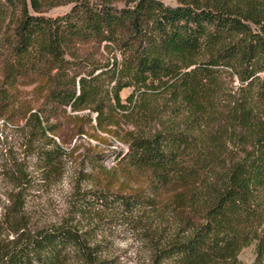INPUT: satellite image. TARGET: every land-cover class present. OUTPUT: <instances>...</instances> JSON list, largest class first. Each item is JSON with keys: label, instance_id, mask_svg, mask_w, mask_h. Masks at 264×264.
I'll use <instances>...</instances> for the list:
<instances>
[{"label": "trees", "instance_id": "16d2710c", "mask_svg": "<svg viewBox=\"0 0 264 264\" xmlns=\"http://www.w3.org/2000/svg\"><path fill=\"white\" fill-rule=\"evenodd\" d=\"M47 1L0 0V52L6 54L0 109L12 111L19 77L34 72L42 101L24 109L18 130L46 175L58 172L62 157L80 146L57 141L55 135L66 131L65 118L88 120L92 128L95 122L106 131L118 124L117 111L127 109L123 88H132V108L136 93L164 95L163 108L174 120L154 131H127L126 149L118 153L126 173L147 172L154 197L143 188L130 192L98 181L76 196L79 211L138 208L149 221L147 210L158 206L166 189L174 231L165 232L161 212L156 225L144 226L150 264H241L239 250L252 243V264H264V0H124L122 6L113 0H58L52 4L71 2L70 9L45 16ZM91 41L111 58L89 61L80 55L79 45ZM226 69L242 88L222 112L217 98ZM67 109L87 112L69 116ZM218 115L222 122L213 130ZM181 116L187 119L182 128L175 119ZM74 133H86L82 122ZM225 139L238 149L226 162ZM87 148L90 157L102 158ZM106 174L115 178L113 170ZM24 237L1 254L0 264L108 263L99 243L90 244L68 225Z\"/></svg>", "mask_w": 264, "mask_h": 264}, {"label": "rangeland", "instance_id": "374dc122", "mask_svg": "<svg viewBox=\"0 0 264 264\" xmlns=\"http://www.w3.org/2000/svg\"><path fill=\"white\" fill-rule=\"evenodd\" d=\"M55 1L58 0H48L45 3L43 15L63 14L70 9L72 4L70 2L53 5ZM113 1L119 6L124 4V0ZM162 1L166 5L176 4V0ZM79 50L80 55L89 61H104L108 56L109 58L112 56L102 44L99 45L92 41L81 43ZM5 59L6 54L1 51L0 80L2 79L1 67ZM38 81L34 72L19 77L15 106L12 111L0 109V256L6 249L15 246L17 241H20L19 239H25L24 236L64 224L77 228L90 244L99 243L103 249L101 255L107 259V264H150L151 249L144 236V226L151 228L152 224L156 225L160 220L166 229L165 232L174 231L170 204L166 199L168 190H162L164 197L162 199L159 197L161 202L153 208L155 212L152 209L147 210L150 216L149 221L142 218L141 209L138 208L130 213L119 210L114 213L98 206L94 210L79 211L77 205L79 200L76 196L94 187L95 183L100 181L109 186L113 185V188L130 192L143 188L145 196L154 197L146 184L147 172L143 169H135L126 173L118 153L126 149L127 131L140 127L151 128L154 131L173 119L163 108L166 97L153 95L144 98L136 93L135 106L132 108L130 102L127 101L132 88H123L120 96L127 109L117 111L118 114L115 116L118 118V124L109 126V131L95 128V122L92 128L88 120L65 118L62 130L66 131L55 135L57 141L64 139L71 146L75 142L80 146L73 152L68 151L70 153L62 157L58 164V172L47 176L44 172V164L36 158L35 154L29 152L25 145L26 138L22 131L18 130V127L25 122L24 109L36 107L42 101L41 94L36 89ZM219 82L222 95L219 99L217 98V107L224 112L230 106L228 100H232L231 97L240 96L242 84L236 73H231L227 69L221 72ZM143 102H145V107H141ZM83 112L87 110L72 113L67 109L69 116ZM122 113L127 117L121 116ZM219 115L215 125L211 128L213 130L222 122V116ZM175 119L180 121L181 128L187 121L185 116ZM78 122L83 123L85 134L74 133ZM89 145L101 152V159L96 161L88 155ZM237 150L231 140L225 139L224 148L221 150L222 160L226 162L228 156L231 154L233 156ZM109 170L114 171L115 178L108 179L106 172ZM206 171L205 169L198 170L199 175H205ZM158 212H161L160 218L155 216ZM149 222H152L151 225L146 226ZM238 259L241 264H252L255 259L254 243L242 247L239 250ZM68 264H73V260L68 259Z\"/></svg>", "mask_w": 264, "mask_h": 264}]
</instances>
